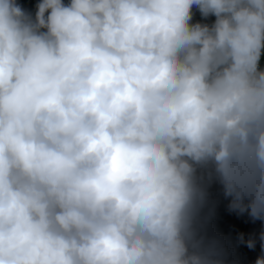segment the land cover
<instances>
[{
    "label": "clouds",
    "instance_id": "1",
    "mask_svg": "<svg viewBox=\"0 0 264 264\" xmlns=\"http://www.w3.org/2000/svg\"><path fill=\"white\" fill-rule=\"evenodd\" d=\"M262 57L264 0H0V264H219L197 172L264 219Z\"/></svg>",
    "mask_w": 264,
    "mask_h": 264
},
{
    "label": "trees",
    "instance_id": "2",
    "mask_svg": "<svg viewBox=\"0 0 264 264\" xmlns=\"http://www.w3.org/2000/svg\"><path fill=\"white\" fill-rule=\"evenodd\" d=\"M40 0H16L27 13L35 16L36 5ZM69 0H64L67 4ZM215 17L204 19L193 7V23H211ZM261 64L264 65V57ZM204 174L198 182L204 189V197L198 200L194 209L193 228L197 239L202 240L205 248L211 249L213 259L219 264H255L257 257L264 255L260 235L264 233V219L252 220L247 213L238 214L228 207L229 198L223 194L222 185L207 178L206 170L198 169L197 175ZM243 236V241H241ZM255 241V247L249 248L247 241Z\"/></svg>",
    "mask_w": 264,
    "mask_h": 264
}]
</instances>
